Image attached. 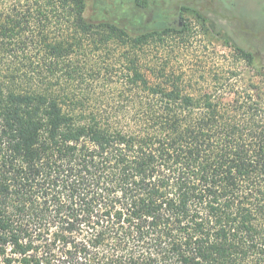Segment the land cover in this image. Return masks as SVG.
Returning a JSON list of instances; mask_svg holds the SVG:
<instances>
[{
  "label": "trees",
  "instance_id": "obj_1",
  "mask_svg": "<svg viewBox=\"0 0 264 264\" xmlns=\"http://www.w3.org/2000/svg\"><path fill=\"white\" fill-rule=\"evenodd\" d=\"M166 1L0 0V264H264V89L144 69Z\"/></svg>",
  "mask_w": 264,
  "mask_h": 264
},
{
  "label": "rangeland",
  "instance_id": "obj_2",
  "mask_svg": "<svg viewBox=\"0 0 264 264\" xmlns=\"http://www.w3.org/2000/svg\"><path fill=\"white\" fill-rule=\"evenodd\" d=\"M103 1L109 6L111 15L116 14L130 22L133 30L152 28L146 24L149 19L145 14L132 9L130 0ZM89 2V15L102 18L95 14L93 5L96 0ZM202 5L216 9L219 15L207 13L211 22H202L195 14H185L187 26L143 48L144 69L167 64L173 70L185 72L187 80L193 84L199 82L200 86H211L210 91L214 95L225 98L227 94L216 92L224 84L232 85L239 94L249 85L264 89V0H238L237 10L232 13L226 11L228 4L221 6L204 2ZM229 37L237 47L229 42ZM238 47L250 51L252 58ZM148 75L155 79L149 72Z\"/></svg>",
  "mask_w": 264,
  "mask_h": 264
},
{
  "label": "flooded vegetation",
  "instance_id": "obj_3",
  "mask_svg": "<svg viewBox=\"0 0 264 264\" xmlns=\"http://www.w3.org/2000/svg\"><path fill=\"white\" fill-rule=\"evenodd\" d=\"M131 2L130 3H133L134 0H130ZM152 2V4H166L167 1L166 0H150ZM172 1V0H171ZM207 1V2H206ZM201 2H206V3H209L212 5H223V4H228L227 6V9L226 11L229 13H232L233 11H236L237 10V6H238V0H189V2H185V6L188 7V9H186L185 11L181 10L180 7L177 8V12L176 13H172L171 15H169V17L171 18V20L175 21V22H178L179 23V26H180V29L184 28V26H187V19H185V14H192V12L190 11L191 8H196V5L198 3H201ZM215 2V3H214ZM217 3V4H216ZM195 10H199L201 13H203L204 15L206 14L207 16V11L204 13L202 11V9H195ZM216 10V9H214ZM223 10V8H222ZM211 15H213L211 12H209ZM232 15V14H231ZM197 16V15H196ZM215 16V15H213ZM208 17V16H207ZM206 17V18H207ZM200 19V18H199ZM179 29V30H180Z\"/></svg>",
  "mask_w": 264,
  "mask_h": 264
}]
</instances>
